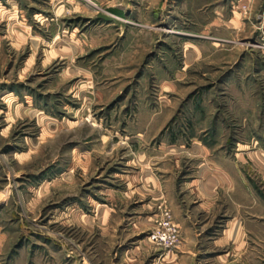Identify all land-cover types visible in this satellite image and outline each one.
Listing matches in <instances>:
<instances>
[{"label": "rangeland", "instance_id": "rangeland-1", "mask_svg": "<svg viewBox=\"0 0 264 264\" xmlns=\"http://www.w3.org/2000/svg\"><path fill=\"white\" fill-rule=\"evenodd\" d=\"M0 264H264V0H0Z\"/></svg>", "mask_w": 264, "mask_h": 264}, {"label": "built area", "instance_id": "built-area-1", "mask_svg": "<svg viewBox=\"0 0 264 264\" xmlns=\"http://www.w3.org/2000/svg\"><path fill=\"white\" fill-rule=\"evenodd\" d=\"M159 238V239H161V240H165V239H167L168 240V238H169V235L168 236H166L165 234H160V235H156V238ZM169 240H170V238H169Z\"/></svg>", "mask_w": 264, "mask_h": 264}]
</instances>
